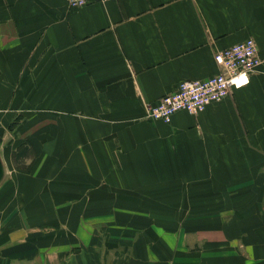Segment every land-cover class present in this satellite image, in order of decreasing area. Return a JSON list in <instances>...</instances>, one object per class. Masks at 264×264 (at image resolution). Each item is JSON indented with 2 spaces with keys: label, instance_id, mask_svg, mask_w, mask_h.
Returning <instances> with one entry per match:
<instances>
[{
  "label": "crops",
  "instance_id": "crops-1",
  "mask_svg": "<svg viewBox=\"0 0 264 264\" xmlns=\"http://www.w3.org/2000/svg\"><path fill=\"white\" fill-rule=\"evenodd\" d=\"M247 38V85L145 118ZM0 156V264H264V0H0ZM69 205L95 238L73 254ZM167 205L197 243H166Z\"/></svg>",
  "mask_w": 264,
  "mask_h": 264
},
{
  "label": "built area",
  "instance_id": "built-area-1",
  "mask_svg": "<svg viewBox=\"0 0 264 264\" xmlns=\"http://www.w3.org/2000/svg\"><path fill=\"white\" fill-rule=\"evenodd\" d=\"M71 7L109 0H65ZM214 61L221 71L205 80H185L174 91L153 104H145V118L169 123L179 111L198 114L212 104L222 101L232 90L245 86L249 76L261 64L254 39L247 38L214 53Z\"/></svg>",
  "mask_w": 264,
  "mask_h": 264
},
{
  "label": "rangeland",
  "instance_id": "rangeland-1",
  "mask_svg": "<svg viewBox=\"0 0 264 264\" xmlns=\"http://www.w3.org/2000/svg\"><path fill=\"white\" fill-rule=\"evenodd\" d=\"M38 144L40 145L39 148L41 147V145H42V147H46L47 142L44 141V140H42V141H38ZM90 190H89L90 191L89 193H93L94 192V189H90ZM173 191H175V190H173V189H167L166 190V193H169L170 194ZM94 207H95L94 205H89V209H93ZM139 207L142 208V206H139ZM78 208H79V206H77V205H75V206L69 205V209H70V229H71V237H70V240L71 241L68 243L69 249L66 251V254L76 253V251L78 250V247L81 244H83L82 239H85L86 243L89 242L91 244H93V240L95 239L94 237H91V238L89 237V235H88V229L86 230L85 227H84L85 228V233L87 234V236H84L82 233H80L79 234V237L77 236L76 238H73L74 235H72V234H76L77 235V232L79 233L80 230H81V227H79V225H78L80 223L78 221V216L76 217L75 215H73V214H77V213L80 212V211L77 212ZM168 208L171 209V210H169V211L166 212L167 220L161 221V222L160 221L159 222H154V225L155 224H157V225L160 224L159 225L160 228L163 227V229H166V232L167 233H171L173 229H178L177 231L179 232V230H180V224H181L182 232L180 231L181 233H179L180 236H178V238L177 237H174L173 235L172 236L167 235V237H166V243H171L172 244L174 242L176 243V242L180 241V244H182L183 246L185 244L189 245L190 243H197L195 241V238L190 237V231L189 230H190V227H191V221H188V220L187 221H176V220H174L173 219V215L174 214L172 213L173 212V210H172L173 209V206L172 205H167V209ZM187 208H188V206H187ZM136 212L137 211H135V213ZM89 222H91V221H86V223H89ZM83 223H85V222L83 221ZM104 223L105 222H102V224H101L102 227H103V224ZM116 223H117V225H119V229H120L122 227L123 228H126L127 225H125V223H131V222L117 221ZM146 223L147 222L144 223L143 221H133L132 222V224H134L133 226H134L135 229H140V228L144 227V225ZM106 227H109L110 228L111 226L110 225L109 226L107 225ZM151 228H153V227L151 226ZM173 232H174V230H173ZM111 237L112 236H109L108 235V237L107 236H104V238H103V237H100L99 236V238H97V241L96 242H98V240H100L99 246H98L100 252L102 250L109 249V248H112L113 249V247H114L112 245V239L113 238H111ZM96 255L98 257L101 256L100 253H98V254L96 253ZM97 256H96V259H97ZM105 256L108 257V254H105Z\"/></svg>",
  "mask_w": 264,
  "mask_h": 264
},
{
  "label": "water",
  "instance_id": "water-1",
  "mask_svg": "<svg viewBox=\"0 0 264 264\" xmlns=\"http://www.w3.org/2000/svg\"><path fill=\"white\" fill-rule=\"evenodd\" d=\"M4 177H5V166L0 156V183L2 182Z\"/></svg>",
  "mask_w": 264,
  "mask_h": 264
},
{
  "label": "bare ground",
  "instance_id": "bare-ground-1",
  "mask_svg": "<svg viewBox=\"0 0 264 264\" xmlns=\"http://www.w3.org/2000/svg\"><path fill=\"white\" fill-rule=\"evenodd\" d=\"M155 121H157V120H155Z\"/></svg>",
  "mask_w": 264,
  "mask_h": 264
}]
</instances>
